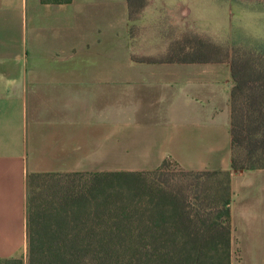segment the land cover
Here are the masks:
<instances>
[{
  "label": "crops",
  "instance_id": "crops-1",
  "mask_svg": "<svg viewBox=\"0 0 264 264\" xmlns=\"http://www.w3.org/2000/svg\"><path fill=\"white\" fill-rule=\"evenodd\" d=\"M232 0H0V260L27 255L30 175H230V264H264V169L231 168ZM197 48V47H195ZM230 55V54H229Z\"/></svg>",
  "mask_w": 264,
  "mask_h": 264
},
{
  "label": "trees",
  "instance_id": "trees-1",
  "mask_svg": "<svg viewBox=\"0 0 264 264\" xmlns=\"http://www.w3.org/2000/svg\"><path fill=\"white\" fill-rule=\"evenodd\" d=\"M127 3L132 20L146 0ZM225 59L233 81L231 168L264 169V47L234 49ZM167 164L151 172L30 175L26 263L0 264H230L229 173L169 177ZM158 173L161 181L147 178Z\"/></svg>",
  "mask_w": 264,
  "mask_h": 264
},
{
  "label": "rangeland",
  "instance_id": "rangeland-1",
  "mask_svg": "<svg viewBox=\"0 0 264 264\" xmlns=\"http://www.w3.org/2000/svg\"><path fill=\"white\" fill-rule=\"evenodd\" d=\"M233 8L229 18L230 31L222 37V41H213L205 39L199 43H193L192 58L197 56L206 59H217L226 54L232 53L236 49L242 53L254 50V48L264 47V0H232ZM197 47V48H195ZM165 173L170 175L178 174L177 168L167 164ZM164 174L158 173L153 176H147L148 179L161 181ZM167 175V174H166ZM36 192L40 191L39 182L34 184ZM26 263V260L25 262Z\"/></svg>",
  "mask_w": 264,
  "mask_h": 264
}]
</instances>
